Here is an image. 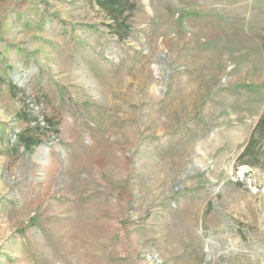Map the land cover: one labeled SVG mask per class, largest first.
<instances>
[{"label": "rangeland", "instance_id": "rangeland-1", "mask_svg": "<svg viewBox=\"0 0 264 264\" xmlns=\"http://www.w3.org/2000/svg\"><path fill=\"white\" fill-rule=\"evenodd\" d=\"M129 2L0 0V264H264V0Z\"/></svg>", "mask_w": 264, "mask_h": 264}, {"label": "trees", "instance_id": "trees-1", "mask_svg": "<svg viewBox=\"0 0 264 264\" xmlns=\"http://www.w3.org/2000/svg\"><path fill=\"white\" fill-rule=\"evenodd\" d=\"M98 6L106 10L109 14V17L113 20V25L115 27V32L122 35L119 31L120 29L124 30V34L128 33V24L124 21L120 20L122 13L131 7L130 0H93ZM124 20V19H123ZM112 26V24L110 25ZM113 28V27H112ZM114 29V28H113ZM123 36V35H122ZM0 84H7L9 88H13L14 84L12 81L5 78L3 75L0 74ZM26 121H28V117H23ZM264 123V114L261 115L260 119L258 120L256 126L254 127L253 133L251 136L254 135L256 129H258ZM17 139L12 141L11 144H21L27 152H30L39 142L40 139L37 137H33L28 134H18L16 135ZM4 138L3 130H0V142H2ZM251 141L245 146L244 150L240 154V157L243 156L246 151L250 148ZM1 152V149H0Z\"/></svg>", "mask_w": 264, "mask_h": 264}, {"label": "bare ground", "instance_id": "bare-ground-1", "mask_svg": "<svg viewBox=\"0 0 264 264\" xmlns=\"http://www.w3.org/2000/svg\"><path fill=\"white\" fill-rule=\"evenodd\" d=\"M46 161V160H45ZM244 173H245V170L242 168L240 171H239V173H238V178L241 180V179H243V175H244Z\"/></svg>", "mask_w": 264, "mask_h": 264}]
</instances>
